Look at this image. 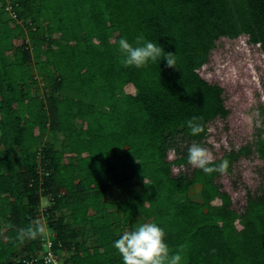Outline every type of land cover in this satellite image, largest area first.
Masks as SVG:
<instances>
[{"label": "trees", "instance_id": "trees-1", "mask_svg": "<svg viewBox=\"0 0 264 264\" xmlns=\"http://www.w3.org/2000/svg\"><path fill=\"white\" fill-rule=\"evenodd\" d=\"M241 35L264 61V0H0V264H45L46 224L54 255L71 252L63 264H123L112 243L138 217L164 229L181 264H264V189L238 211L217 181L251 148L212 173L172 171L188 163L176 136L201 146L229 113L200 70ZM141 36L175 68L124 67L118 41ZM193 184L201 201L186 198Z\"/></svg>", "mask_w": 264, "mask_h": 264}, {"label": "rangeland", "instance_id": "rangeland-1", "mask_svg": "<svg viewBox=\"0 0 264 264\" xmlns=\"http://www.w3.org/2000/svg\"><path fill=\"white\" fill-rule=\"evenodd\" d=\"M34 61L32 59V62ZM32 68L36 73L34 66ZM263 71L261 51L257 45L247 44L245 35L221 42L210 57L209 64L200 70L203 78L223 87L224 105L229 110L227 116H217L207 123L208 135L201 142V147L211 152L213 160L222 159L225 167L229 165V160L225 158L229 152L244 146L252 150V153L242 156L230 170L222 171L217 178L218 183L222 185L221 189L230 194L231 207L238 211L243 210L247 192L261 194V190L264 189V160L258 158L256 153V142L259 140V129L264 118ZM126 93L135 94V89L128 88ZM175 142L180 149L186 151L194 145L181 135L176 136ZM178 155L170 148L168 160ZM192 167L194 166L187 163L180 167L174 166L172 171L177 175ZM186 198L201 201V185H191ZM46 201L42 200L40 207L47 206ZM107 207L113 208L109 203ZM146 212L153 215L150 209ZM143 223L148 222L138 217L134 220L133 229ZM44 227L50 232L47 226ZM5 229L6 226L0 220V231ZM80 235L82 237V234ZM58 255L61 257L58 260L59 264H63L64 258L68 259L71 252L65 251L63 254L58 252Z\"/></svg>", "mask_w": 264, "mask_h": 264}, {"label": "clouds", "instance_id": "clouds-1", "mask_svg": "<svg viewBox=\"0 0 264 264\" xmlns=\"http://www.w3.org/2000/svg\"><path fill=\"white\" fill-rule=\"evenodd\" d=\"M118 52L124 67L140 69L146 66L149 61L156 62L158 60L159 64L163 60L168 67H174V61L169 58L174 54L165 53L157 42L145 40L142 36L136 38L135 46L129 43L126 38H121L118 41ZM188 127L191 129L192 135L203 131L201 126L194 125L192 121L188 122ZM212 160L213 156L208 149L195 144L189 147L188 163L204 173H212L216 170L210 166ZM223 167L221 165V168ZM45 208V205L40 207V215L37 217L38 222L42 224L45 223V218L42 215ZM43 232L42 246L44 249L41 251L40 258L45 261V264H59L58 260L61 258L58 255L59 249L54 255V235L52 231L47 232L45 227ZM112 246L120 255L123 264H181L182 262L179 251L170 254L169 246L165 242V231L154 222L143 223L132 230L123 232L118 239L113 241ZM49 259L51 260L49 261Z\"/></svg>", "mask_w": 264, "mask_h": 264}, {"label": "built area", "instance_id": "built-area-1", "mask_svg": "<svg viewBox=\"0 0 264 264\" xmlns=\"http://www.w3.org/2000/svg\"><path fill=\"white\" fill-rule=\"evenodd\" d=\"M51 259H49V261H50Z\"/></svg>", "mask_w": 264, "mask_h": 264}]
</instances>
